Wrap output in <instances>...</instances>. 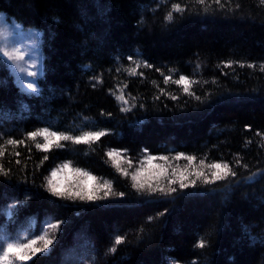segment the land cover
I'll return each instance as SVG.
<instances>
[{
	"label": "trees",
	"instance_id": "trees-1",
	"mask_svg": "<svg viewBox=\"0 0 264 264\" xmlns=\"http://www.w3.org/2000/svg\"><path fill=\"white\" fill-rule=\"evenodd\" d=\"M220 2L0 0L8 19L40 31L43 66L40 92L24 93L0 58V164L8 171L0 174V236L51 234L49 223L62 222L46 254L13 264H264V3ZM161 73L172 80L165 84ZM180 75L195 82L189 93L173 83ZM45 127L107 134L80 144L52 140L41 150L43 137L27 136ZM112 150L120 155L109 158ZM179 154L196 159L189 166ZM149 156L157 159L149 164ZM212 163H228L236 176L210 184L202 177L185 189L177 183L167 196L133 187L139 169L140 182L167 188L185 169L211 179ZM52 171L61 190L92 191L108 181L124 195L54 196ZM117 235L125 238L120 245Z\"/></svg>",
	"mask_w": 264,
	"mask_h": 264
},
{
	"label": "snow or ice",
	"instance_id": "snow-or-ice-1",
	"mask_svg": "<svg viewBox=\"0 0 264 264\" xmlns=\"http://www.w3.org/2000/svg\"><path fill=\"white\" fill-rule=\"evenodd\" d=\"M197 3L203 5L205 4L206 0H196ZM214 2L217 5H220L223 7L221 4L220 0H214ZM262 3H264V0H261ZM172 11L176 13H180L183 11L181 8L180 4H174L172 6ZM166 19L168 21L173 20V15L172 12L170 11ZM17 27H20V25H16ZM0 55L2 57L6 58V62H11L12 64L16 65L19 68L20 73H26V75L31 79L30 82L26 83V89L30 90L31 93H39L40 88L37 83V77L42 75V71H29L24 67L19 66L20 61H23L25 59L24 54H21L19 49H15L13 51H8L6 49H0ZM136 63V68L140 67V63ZM226 67H229L230 65H225ZM243 66V65H241ZM32 68H37L38 65L33 62L31 64ZM144 67H151L150 64L145 63ZM248 67H254V65H248ZM262 70H264V67H262ZM159 71V69H157ZM174 71V70H169ZM130 74H137L135 69H132ZM142 75V74H141ZM161 75H164V73H161ZM170 80H172L171 75H164V83L167 84ZM173 83L177 85H184V92L189 93V88L192 83H195L194 81L189 80L186 76L180 75L178 79L174 80ZM22 87H25L22 83ZM126 87V85H125ZM171 99H176L175 96L170 97ZM118 101H121L124 105H128L129 101L125 98L123 94L118 95L116 97ZM197 100L200 99L199 96L196 97ZM130 107H122L121 111H130ZM107 132L103 130H91V131H85L83 134H78V135H67L64 133H59L58 131H50L49 128L45 127L43 129H40L38 131H33L30 132L27 136V139L30 140H35L37 137H43L44 143H37L35 146L38 149L41 150H48L50 147V142L52 140L59 142V141H69L71 140L75 144H80V143H88L90 141H96L99 140L102 136L106 135ZM257 135H260V133H257ZM5 144L7 145H20L24 144V140H15V139H8L4 141ZM57 146H62L57 144ZM5 155V151L3 147H0V157H3ZM15 155L19 156L20 153L16 152ZM109 158H114L120 155L119 152L116 150H112L107 153ZM48 157L45 156L44 159L46 160ZM186 159L189 162V166L192 165V163L195 161L194 156H184L183 154H179L175 157V159ZM154 159H157L156 157L149 156L147 158V162L150 164ZM161 160L167 161L168 157L162 156L159 157ZM16 163H20L19 160L16 161ZM201 166L204 165V161L202 160L200 162ZM237 164H240V161H237ZM244 167H247V165H243ZM208 167L214 171L211 172V179L208 178V176L205 174L204 171L202 170H196L193 169L192 172H187V169L184 171L180 172L179 176L175 179L173 178H168V187H161V186H156L153 187L151 183H146V182H140L138 179L140 175L143 172V169L137 170L135 173L132 174V181H133V187L137 189L138 192L144 191L145 188L147 187V191L149 194H153L157 191H159L161 194L167 196L171 195V193H174L177 191L176 188L171 187V185L179 183V188L180 189H185L191 186H195L197 180L201 179L203 177L202 183L204 184H210L214 183L217 180H222L226 179L229 175L235 177L236 172L232 171V169L229 167L228 163H212L208 165ZM69 164L65 163L62 165V169H68ZM119 170V169H118ZM59 171V170H57ZM57 171H52L51 176L52 179H47V187L48 190L52 193L54 196H58L61 198L65 199H80V200H103V199H108L110 195H118V196H123L124 193H113L112 191V185L110 182L105 181L103 185L99 186V188L92 190V191H86L83 188L79 191H72L71 189H65L61 190V188L54 183V178L57 176ZM166 171L165 169H161V172L163 173ZM78 175H84L86 176L89 180H95V177L88 176V173L86 172H80L79 169L76 170ZM0 174L7 175L8 171L4 169L3 165L0 164ZM122 174L127 176L128 172L127 170H122ZM195 176V179L189 180V176ZM173 177H176V172L173 170L172 173ZM252 177H249L251 179ZM187 181V182H185ZM103 190L104 195L103 196H98L96 195V191ZM164 213H160V215H163ZM60 223L62 222H56V223H49L48 227L49 229L53 230V233H49L47 230H44V234L40 235L37 234L35 237L33 236H28L25 237L23 240L20 239V237H9V238H4L3 236H0V264H13V261H21V262H26L28 260H31L33 257L37 256L39 253H47V251L50 249L51 245L53 244L55 240V232H58L60 230ZM124 237L117 235L114 239V245H120L121 243L124 242ZM42 242V246H38ZM199 247H204V242L201 241L198 244ZM111 252L116 251V247L113 246L110 248Z\"/></svg>",
	"mask_w": 264,
	"mask_h": 264
},
{
	"label": "rangeland",
	"instance_id": "rangeland-1",
	"mask_svg": "<svg viewBox=\"0 0 264 264\" xmlns=\"http://www.w3.org/2000/svg\"><path fill=\"white\" fill-rule=\"evenodd\" d=\"M16 25H20V27H17ZM40 45L41 33L39 30L31 27H24L13 19H8L0 12V49H6L8 51L19 49L20 53L25 56L23 61L18 62L19 66L24 67L29 71H42L43 73ZM0 58L6 63L19 91L31 93L30 90L26 89V83L30 82L32 78L28 77L26 73H20L19 68L11 62H6V58L2 57V55H0ZM33 62L38 65L37 68L31 67ZM41 76L42 75L38 76L36 79ZM22 83L25 87H22ZM119 95H121V93H119ZM140 177H144V175L141 174ZM84 244L85 240L81 242L82 247H84ZM67 255L69 257L72 256L71 253H68Z\"/></svg>",
	"mask_w": 264,
	"mask_h": 264
}]
</instances>
